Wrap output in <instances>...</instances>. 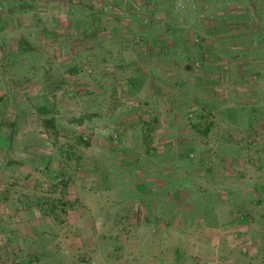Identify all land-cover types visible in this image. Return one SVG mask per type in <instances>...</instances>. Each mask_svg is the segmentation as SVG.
Masks as SVG:
<instances>
[{"label":"rangeland","instance_id":"obj_1","mask_svg":"<svg viewBox=\"0 0 264 264\" xmlns=\"http://www.w3.org/2000/svg\"><path fill=\"white\" fill-rule=\"evenodd\" d=\"M66 3L74 5L76 1L0 0V7L28 6L30 13L21 20L39 26L45 16L39 13V7L46 6L48 26L49 7ZM110 3L120 9L113 13L112 7H108ZM106 6L102 8L103 24L109 15L112 21L148 26L145 29L151 28L150 35L165 37L164 45L156 41L146 46V53L151 54L148 62L163 66L165 73L151 76L156 86L143 83L137 89L133 83L129 95L119 96L122 102L114 119H110L115 124L112 132L105 133L107 125L100 122L90 124L80 134H84L83 142H89L92 135L103 134L110 138L113 150L110 157H105L104 148L97 152L100 166L95 170L83 169L86 166L72 158L74 164L69 169L73 180H65L76 187L72 192L66 189V195H71L68 202L63 201L59 191L55 196L58 206L51 207L47 198L55 191H50V181L45 184L44 180L39 188L37 185L29 191L27 197L34 200L33 212L37 216L35 224L29 227L36 236L29 237L32 242L21 236L18 246L27 241L34 251L15 253L14 257L19 262L46 264L42 262L46 250L47 264L194 261L201 255L194 251L196 244L200 248L211 245V239L203 237L202 230L218 228L221 218L232 219L239 213L234 207L218 205L220 198L229 197L227 190L231 196H237L231 198L238 199L239 206L243 204L237 217L248 224L246 232L253 233L250 243L242 240L240 251L234 249L231 255L239 264H264V220L257 221L260 216L253 214L243 190L245 186L246 189L259 185L252 173L250 155L261 151L256 138L264 133V0H107ZM168 24L173 26L172 33L167 32ZM131 32L133 36L139 35L140 30L133 27ZM140 46L143 44L129 47L134 50ZM97 53L104 58L100 64L110 60L112 54L103 46ZM136 53L139 52L133 55ZM79 63L84 82H95L98 73L87 55ZM66 64L62 70L67 69ZM57 67L51 61L27 60V69L53 70L54 81L59 80ZM34 84L39 85V80ZM86 95L85 99L90 100H85L86 107L92 111L98 98L93 91ZM123 116L139 124L128 123L122 128L119 125ZM132 164L138 175L136 183L143 184V188L131 185ZM227 164L233 167L231 170H239L236 179L230 181L232 184L226 183L227 175H235L225 173ZM76 171H85L89 177ZM92 174L97 178L92 180ZM156 178L161 181L156 183ZM139 198H146L142 208L147 219L145 215L129 216L139 212ZM79 211L81 218L69 219ZM47 213L66 217L51 225L52 222L40 221L47 218ZM199 230L200 234L195 236ZM234 234L237 233L221 237L228 248V239L231 243L240 239L239 234ZM8 255V264H12L10 251Z\"/></svg>","mask_w":264,"mask_h":264},{"label":"crops","instance_id":"obj_2","mask_svg":"<svg viewBox=\"0 0 264 264\" xmlns=\"http://www.w3.org/2000/svg\"><path fill=\"white\" fill-rule=\"evenodd\" d=\"M75 1L74 5L66 3L49 7L48 26L46 6L39 7L42 10L39 13L45 15L39 26L36 23L21 20L26 13H30L28 6L6 5L0 7V264H8V251L12 254L10 260L12 264H36L30 260L19 262V258H15L17 256L15 253L29 254L34 251L27 241L23 244L24 246H18L21 236H26L29 241L33 240L29 237L36 236V232H33L29 227L31 225L32 228V224H35L33 221L37 218L33 212L34 200L30 196L27 197L29 191L37 185L36 188H39V185L44 184V180L45 184L50 181L53 183L50 191H55L48 194L51 196V198H47L51 207L53 204L58 206L55 196L59 194V191L64 197L63 201L68 202L71 195H66V189L68 192H72L71 189L76 187L72 181L67 184L65 180L73 178L69 169V166L73 167L72 164H74L72 158H77L75 163L85 165L86 167L83 169L93 168L95 170L100 166L96 158L97 152L104 148L103 150H106L103 151L106 153L105 157L107 155L110 157V150H113V145L109 142L110 138L104 137L103 134L92 135L89 142H83L84 134L82 137L80 134L90 124L94 125V123L100 122L107 125L105 133L112 132L115 124L113 121L110 122V119H114L116 109L120 105L119 96L126 93L129 95L133 83L137 89L143 83L149 87L156 86L153 84L151 76L157 72L165 73L163 66H156L148 62L151 54L146 53V46L149 43L153 44L157 41L158 45H164L165 37L157 36L156 33L153 36L150 35L151 28L145 29L148 26L137 25L138 27H135L131 22L112 21L109 15H106L107 23L103 24L101 14L107 7V0ZM125 1L122 0V2ZM110 6L113 13L120 9L115 5L112 6L111 3L108 7ZM74 13L76 17H71V14ZM162 25L166 24L162 23ZM168 25L166 26L167 32L172 33L173 26ZM133 27L140 30L139 35H132ZM136 42L139 43L136 44ZM142 44L143 47L140 46L134 50L129 47ZM21 45L25 47H21ZM100 46L106 47L112 52L110 60L101 64L99 62L104 58L97 53ZM136 51L139 53L133 55ZM85 55L97 70L95 82L93 80L84 82L83 80V67L79 62ZM29 59L54 62L59 66L56 69L57 72H60L59 80L52 79L53 70L27 69V60ZM65 64L68 66L67 69L62 70ZM169 72L172 73V69ZM35 80H39L40 84H34ZM92 91L99 102L90 111L85 102L88 99L85 98L87 97L86 93ZM127 114L131 113L127 112ZM144 121L146 122V120ZM128 123L136 124L129 121L128 117L123 116L119 126L123 128ZM263 138L264 133L256 138L259 147H262L261 151L255 152L253 156L250 155L252 173H255L259 185L257 188L245 189L246 186L243 188L247 193V201L253 208V214L260 216L257 219L260 222L264 220ZM83 144H86L87 147H84ZM132 166V168L129 166L134 179L131 185L134 188H143V184L136 183L138 175H135L133 169L136 166L134 164ZM228 166L230 165L227 164L225 173L232 172L235 175H227L226 178L229 181L226 183L232 184L230 181L236 179L239 170H231L233 167L230 166L228 172ZM158 167H162V164H158ZM239 169L244 170L243 168ZM75 173L82 174L85 178L89 177L85 171H76ZM95 178L97 177L92 174V180ZM80 180L85 181L82 178ZM155 181L159 183L158 181L161 179L156 178ZM228 189L231 190L230 186ZM249 189L252 191L249 192ZM20 190L22 191L20 192ZM22 193L23 195L20 196ZM225 193L229 197L227 199L225 196L220 198L218 205H228L230 209L234 207L239 209L237 210L239 213H235L236 217L234 216L232 219L224 218L223 220L221 218L218 228L209 227L202 230L203 237L211 239V245L200 248L196 244L194 251L201 255L195 257L194 261L189 259L180 261V264H239L233 259L232 251L234 249L240 251V247L243 246L242 240L244 243H250L249 240L252 239L253 233L246 232L248 224L246 225L237 217L243 204L241 203L239 206V200L231 198L237 196H231L227 190ZM139 200V212L131 213L132 215L129 213V216L142 217L145 215L144 217L147 219L148 215L142 208L146 198H139ZM61 203L63 202L61 201ZM133 203L137 204L136 201ZM50 214L47 213V218L44 216V219L40 221L45 220L54 225L53 222H59L66 217V214L63 215L64 217L51 216ZM81 214L82 212L74 214L69 219L78 220L81 218ZM130 219L132 218L130 217ZM27 227L29 228L26 229ZM200 232L201 230L197 231L195 236ZM214 233L217 235L216 237H214ZM233 233L239 234L240 239L233 243L228 239V248L221 237H227ZM259 233L262 235L263 230ZM259 233L255 234L259 235ZM37 235L40 234L37 233ZM44 235L47 236L46 233ZM22 241L24 242V240ZM242 249L244 250V248ZM177 251L182 253L180 250ZM42 262L47 264L46 250Z\"/></svg>","mask_w":264,"mask_h":264}]
</instances>
